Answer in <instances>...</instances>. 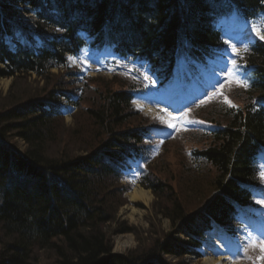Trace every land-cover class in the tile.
Returning <instances> with one entry per match:
<instances>
[{
    "label": "trees",
    "instance_id": "1",
    "mask_svg": "<svg viewBox=\"0 0 264 264\" xmlns=\"http://www.w3.org/2000/svg\"><path fill=\"white\" fill-rule=\"evenodd\" d=\"M218 1L0 0V63L5 67L0 77H13L6 94H0V264H40V252L50 256L51 264H191L185 256L199 257L196 248L211 222L232 232L235 203H252L245 186L261 184L254 160L264 149V44L256 43L238 61L252 69L254 82L248 89L224 87L222 95L196 114L210 129L181 128L173 143L184 149L191 144L184 153L198 168L190 169L215 170L202 185L207 182L218 194L188 206L177 186L169 179L166 184V178L148 166L139 183L160 202L153 217L169 220L171 227L181 223L183 237L161 232L125 257L112 253L106 230L119 222L116 210L125 191L119 188V166L125 155L143 157V138L151 136L155 122L130 106L136 83L119 76L106 82L86 79L74 116L86 115L94 132L83 140L80 132L64 130L55 95H73L78 72L66 69L64 55L84 46L78 31L94 36L92 47L106 45L123 56L146 60L158 78L167 79L183 40L198 59L221 47L214 30ZM231 2L248 19L264 14V0ZM15 3L35 10L36 34L20 19ZM37 35L42 42L37 52L19 45L11 52L4 43L5 37L32 42ZM60 68L62 73H50ZM28 73L43 82L33 93L27 87ZM225 96L235 99L236 106L230 107ZM62 138L68 143L62 144ZM12 139L25 144L22 154ZM115 233L136 229L124 221Z\"/></svg>",
    "mask_w": 264,
    "mask_h": 264
},
{
    "label": "rangeland",
    "instance_id": "2",
    "mask_svg": "<svg viewBox=\"0 0 264 264\" xmlns=\"http://www.w3.org/2000/svg\"><path fill=\"white\" fill-rule=\"evenodd\" d=\"M17 9L20 8V6L18 5L17 7H15ZM20 10V9H19ZM27 19H25V17H23V21H26ZM220 28L223 30L222 33L225 34V38L227 41H229V45L230 48H235V49H240V47L246 45L247 43L250 44L253 40L254 37L253 34L249 31L248 28H245L244 26H241V24L236 25V22H234V20H230L228 19L227 21H222L220 23ZM231 33H236L237 36L234 37L231 35ZM234 37L235 39H232V37ZM251 41V42H249ZM247 44V45H248ZM108 54V53H107ZM231 57H229L230 59ZM101 62L103 63V59L101 60ZM207 77L213 78V75H211V72H207L206 74ZM13 81V78H2L0 77V94L1 95H5L6 92L9 89V86L11 85ZM27 82L29 83L30 86L28 87V90L30 91V93H33L37 87L42 86V83L40 81V79L36 76H31L30 78L27 79ZM36 82H38L39 84H37ZM37 85V87H36ZM186 92V90H185ZM187 93V92H186ZM212 95V94H211ZM235 97H238L237 95ZM229 106H236V102L235 99L233 98H229ZM199 102H193L191 101V106H195L197 107V105H199ZM146 115V114H144ZM149 115L148 117L150 119H154L155 117L152 116L151 114H147ZM72 120L70 121H62V125L64 130H67L68 132L71 131V133L73 134L74 131L75 132H80L79 136L83 139L86 140L88 138L89 135H91L94 130L92 128H90V119H88V117L85 115L84 117H73L71 118ZM161 124L166 125L167 127H169V124L174 125V127H169V130L173 131V129H176V123H173L171 120L169 121H163L162 119H157ZM139 120V119H138ZM133 121V120H130ZM181 122H183V120H181ZM66 132V133H68ZM165 130L161 133L158 134L159 138H161V136L163 137V140L165 141L167 138H165L167 135H165ZM74 135V134H73ZM76 135V134H75ZM72 137H69V139ZM63 139V140H62ZM61 139V143H68L65 141L64 138ZM79 138L76 139V141H78ZM169 140V139H168ZM161 142V141H160ZM11 143L14 144V147L16 148V151H18V153L20 152L21 154L24 152L25 150V145L23 144L22 141H20L19 139H12ZM61 144V145H62ZM60 145V146H61ZM186 149H188L191 144L188 145H184ZM199 146H202L199 145ZM197 145H195V147H199ZM64 147H69V146H64ZM200 148V147H199ZM183 148L182 145L180 144H176L173 145L172 142H170V144H166L165 148H164V152L157 158L155 159V157H152L153 159V164L150 166L151 167V171L153 172V174H161L163 175V177L167 179H169L170 181H172L173 183L169 182V181H165V183L167 184H173V186H177L176 188H178V190L183 194L182 199L184 200V202L189 206L190 204L193 206L198 205V203L201 201L202 198L208 200V199H212L217 193L214 192L212 190L211 192V187L207 184V182L202 185V182L204 181H208L210 182V177L211 174L214 173V169H212V167H205V171L199 170V172H197L194 167L198 168L196 166V164L194 163V160H189V158H186L184 151L186 150ZM201 149V148H200ZM77 154L81 155L82 153L80 152H76ZM83 155V154H82ZM262 163H263V167H264V158H262ZM194 166L193 169H190V166ZM210 172V173H209ZM191 177L193 179H195V181L193 182H189L191 181V179L186 178V177ZM194 182L196 183V186L194 184ZM191 184V185H189ZM193 184V186H192ZM210 184V183H209ZM122 187H124L123 185H119V188L121 189ZM134 187V186H133ZM133 187L131 186V191L133 189ZM192 187V188H191ZM210 187V188H209ZM126 188V187H125ZM191 188V189H190ZM192 190V191H191ZM129 191V192H131ZM203 191V192H202ZM122 193L121 195V206H118L119 208L116 210L117 212V219H118V223H123L124 221L126 223H128V227H133L134 229H136V233H124V234H116L115 233V228L116 225L118 224H112L110 226L109 229H106L109 235V240L112 242V253L114 254H118V255H123L125 256L127 253L132 252L136 249V247L143 245V243H147L149 242L151 239L153 238H158L161 236V232H165L167 235L176 232L175 227H171L170 225V221L162 218L160 216H154V211L155 210V205L160 203L159 201L157 202L155 200V196H153L151 199L147 202V203H142L140 201H134V202H130L129 200V196L128 193ZM124 200V201H122ZM205 200V201H206ZM263 205L261 207H258L257 209H255L256 211L255 214L258 215H264V203H258L257 205ZM124 206H130V207H135L139 213H140V219L135 221V222H131L130 220H128L125 217V212H123V208ZM247 215V214H245ZM243 218V215H242ZM263 217H261V219H263ZM263 226H264V220L262 221ZM180 229V228H179ZM245 231V230H242ZM156 232V233H154ZM178 232V231H177ZM177 236V235H176ZM128 237V240L130 241V244L127 245H119V241L121 240L124 242V238ZM253 238L256 239L257 244L256 246H247V250H244L242 253H240L239 255L237 254L236 256L231 255L230 257V262L226 263V264H250V257L254 256L256 251H261L264 254V251H262V248H264V244H261L260 242V237L255 238L253 235ZM119 242V243H118ZM235 244V243H233ZM118 245V249H116V246ZM209 251L211 252L212 256L215 258V254L217 253L216 251H213V248L211 246H209ZM207 252V251H206ZM209 253V252H208ZM214 254V255H213ZM38 256V261L40 264H51L52 262L49 259V255H45L42 252L37 253ZM262 258L264 259V256H262ZM173 261V260H170ZM194 263H197V261L195 260ZM202 264H203V260H202ZM224 264V263H223ZM261 264H264V260L261 261Z\"/></svg>",
    "mask_w": 264,
    "mask_h": 264
},
{
    "label": "bare ground",
    "instance_id": "3",
    "mask_svg": "<svg viewBox=\"0 0 264 264\" xmlns=\"http://www.w3.org/2000/svg\"><path fill=\"white\" fill-rule=\"evenodd\" d=\"M130 202L134 201H140L142 203H147L152 195H150V192L147 190H143L139 187H135L132 189L131 192L128 193ZM123 212H125V217L130 220L131 222H135L140 219V213L135 207L130 206H124ZM119 245H129L130 241L128 240V237L124 238V242L121 240H118ZM207 246H211L214 251L217 252L218 256L216 258H213L211 256H208V251L205 246L203 245V248H201V252L204 254L203 264H226L230 262L229 255L233 250L236 249V247L233 246V243H231V240L224 236L221 231L218 229H215L209 236L206 242L204 243ZM116 249H118V245L116 246Z\"/></svg>",
    "mask_w": 264,
    "mask_h": 264
},
{
    "label": "snow or ice",
    "instance_id": "4",
    "mask_svg": "<svg viewBox=\"0 0 264 264\" xmlns=\"http://www.w3.org/2000/svg\"><path fill=\"white\" fill-rule=\"evenodd\" d=\"M61 29H57V31H60ZM253 31L256 33L257 36H259V38L261 40H264V35H261V32L264 31V29H260L258 27H256L255 25H253ZM251 42V41H249ZM233 53L237 56H239V52L236 51L235 48H233ZM69 59H72L71 57ZM232 64H233V72L235 71V69L237 67H239L238 65H236V61L232 60ZM242 87H248L247 84H242ZM169 127H174V125L169 124ZM257 178L261 181V183H264V170H258L257 171ZM254 198L256 199V201L258 203H264V189H257L254 193ZM260 237V242L261 244H264V233H260L257 234ZM237 244H238V251L243 248L246 250L247 246H256L257 241L256 239L253 238L252 234H240L238 233V237H237ZM262 251H264V248H262Z\"/></svg>",
    "mask_w": 264,
    "mask_h": 264
}]
</instances>
